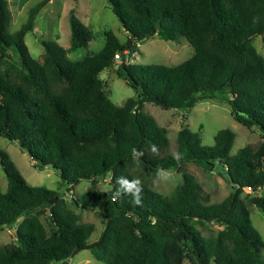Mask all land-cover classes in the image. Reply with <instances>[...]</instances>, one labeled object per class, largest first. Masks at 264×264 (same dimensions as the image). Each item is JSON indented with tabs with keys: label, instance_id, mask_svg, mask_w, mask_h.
I'll list each match as a JSON object with an SVG mask.
<instances>
[{
	"label": "trees",
	"instance_id": "obj_1",
	"mask_svg": "<svg viewBox=\"0 0 264 264\" xmlns=\"http://www.w3.org/2000/svg\"><path fill=\"white\" fill-rule=\"evenodd\" d=\"M46 2L10 33L8 0H0V136L27 153L38 171L55 170L70 190L90 183L70 200L83 210L102 205L104 227L92 257L103 264H264V244L248 209L264 213V144L231 155V130H219L214 144L204 146L199 132L183 127L171 152L167 130L142 110L152 104L187 111L215 100L229 107L236 123L264 137V58L252 45L257 36L264 42V0H107L128 39L120 43L104 32L103 47L78 61L68 54L86 48L94 34L73 12L69 48L40 41L41 59L31 57L24 38ZM152 37L182 38L193 55L171 67H115L116 53L134 52L136 42ZM110 69L134 91L122 106L104 91L100 74ZM216 164L231 185L218 203L189 173L182 172L167 195L153 188L160 172L193 165L212 173ZM0 167L7 181L0 192V229L16 227L15 242L0 245V264H60L91 244L94 225L80 223L69 202L29 186L4 151ZM105 179L109 188L98 190ZM121 179L139 181V203L121 188ZM245 189L251 193L243 196ZM206 225L219 230L204 236Z\"/></svg>",
	"mask_w": 264,
	"mask_h": 264
},
{
	"label": "rangeland",
	"instance_id": "obj_2",
	"mask_svg": "<svg viewBox=\"0 0 264 264\" xmlns=\"http://www.w3.org/2000/svg\"><path fill=\"white\" fill-rule=\"evenodd\" d=\"M42 0H8L11 12V21L8 28L10 33L17 31L26 23L29 10L35 7ZM69 12L87 26L94 34L86 48H81L68 54L71 61H78L87 55L97 53L104 45L103 33L112 32L120 43L128 39V33L123 29L121 23L113 15L107 0H47L40 12L37 14L32 32L28 33L24 42L28 47L32 58L38 59L43 53L40 41L52 40L64 49L70 46V28L68 23ZM135 51L129 56L128 63L140 65L156 64L163 66L178 65L193 55V48L182 38L177 41L168 42L152 37L135 43ZM252 45L257 53L264 58V42L262 37L253 38ZM115 69L105 70L100 74L104 82V91L108 99L116 106H122L128 98L134 97V91L125 82L118 78ZM143 112L152 116L156 123L167 130L169 149L174 152L176 148V134L187 127L193 132H199L202 144L212 146L215 134L222 129H229L235 134V140L231 148V155L245 146L257 147L264 144V137L255 128L247 129L236 123L230 114L229 107L219 101L206 100L199 102L194 108L187 111L162 110L152 105L144 104ZM0 151L6 152L26 183L31 187H44L56 192L69 202L70 208L79 216L82 224H93L95 231L89 238L93 244L98 240L104 227L102 216V205L97 203L92 210H83L75 207L70 200V195L81 197L89 188L87 181L80 182L73 190L63 184L57 172L51 168L38 171L34 168V162L29 155L20 151L15 142H10L0 136ZM189 173L203 186L205 191L211 193V202L218 203L231 191V185L217 173L204 172L193 165H186L179 171L160 172L154 182L153 188L162 194H169L176 185L182 181L181 173ZM108 179L97 183L98 190L105 191L109 188ZM6 177L0 167V192L6 191ZM70 190V193H68ZM251 191L245 189L243 196ZM249 209V217L252 226L259 233L264 244V213L254 206ZM13 226L0 229V245L12 244L15 242ZM219 228L215 225H206L201 228L204 236H212ZM264 256V247L261 251ZM68 264H103L95 260L90 250H80L70 257ZM182 264H192L185 260Z\"/></svg>",
	"mask_w": 264,
	"mask_h": 264
},
{
	"label": "water",
	"instance_id": "obj_3",
	"mask_svg": "<svg viewBox=\"0 0 264 264\" xmlns=\"http://www.w3.org/2000/svg\"><path fill=\"white\" fill-rule=\"evenodd\" d=\"M223 171V168L220 164H216L214 169H213V172L214 173H219V172H222ZM262 197H264V189L262 191ZM57 199V197H54L51 201H49V203H52L53 201H55ZM101 242V239L99 241H97L96 243H93V244H90V245H86V246H82V247H78L76 248L72 253H71V256H74L77 252H79L80 250H90L92 248H95V247H98L99 243ZM60 264H68L67 261H64V262H61Z\"/></svg>",
	"mask_w": 264,
	"mask_h": 264
},
{
	"label": "clouds",
	"instance_id": "obj_4",
	"mask_svg": "<svg viewBox=\"0 0 264 264\" xmlns=\"http://www.w3.org/2000/svg\"><path fill=\"white\" fill-rule=\"evenodd\" d=\"M121 188L125 191V192H132L136 198H137V203H139V192L140 189L138 187L139 185V181H128L125 179H121L119 181ZM119 194V193H118Z\"/></svg>",
	"mask_w": 264,
	"mask_h": 264
},
{
	"label": "built area",
	"instance_id": "obj_5",
	"mask_svg": "<svg viewBox=\"0 0 264 264\" xmlns=\"http://www.w3.org/2000/svg\"><path fill=\"white\" fill-rule=\"evenodd\" d=\"M134 52H131L130 50H125L122 53H116L114 55V63L115 67L121 64H129V56L133 54ZM248 190V189H247ZM250 191V190H249ZM71 197V196H70Z\"/></svg>",
	"mask_w": 264,
	"mask_h": 264
},
{
	"label": "crops",
	"instance_id": "obj_6",
	"mask_svg": "<svg viewBox=\"0 0 264 264\" xmlns=\"http://www.w3.org/2000/svg\"><path fill=\"white\" fill-rule=\"evenodd\" d=\"M43 54V53H42ZM41 57H42V55H41ZM41 57L40 58H38L39 60L41 59ZM14 228V227H13Z\"/></svg>",
	"mask_w": 264,
	"mask_h": 264
}]
</instances>
